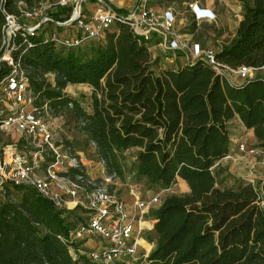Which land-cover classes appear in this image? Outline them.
Returning a JSON list of instances; mask_svg holds the SVG:
<instances>
[{
	"label": "trees",
	"instance_id": "trees-1",
	"mask_svg": "<svg viewBox=\"0 0 264 264\" xmlns=\"http://www.w3.org/2000/svg\"><path fill=\"white\" fill-rule=\"evenodd\" d=\"M43 1L0 0V48L5 15L19 17L22 28L11 40L10 57L25 70L34 104L48 102L61 112L71 103L109 173L123 176L125 151L137 149L131 172L146 180L151 193L178 179L189 188L150 212L153 227L144 240L154 247L145 264H264V180L233 178L223 186L232 177L220 165L237 149L228 130L236 117L264 151V78L233 85L200 62L185 64L180 52L151 60L147 47L159 39L146 42L119 20L100 38L66 48L49 34L64 29L62 37L77 35L72 25H55L71 17L74 3L48 9L49 21L32 35L25 30L38 22L21 13ZM94 40L101 42L86 54ZM214 56L231 68L264 65V0L243 2L235 37ZM8 71L2 62L0 78ZM46 74L53 75L52 83ZM68 85L91 88L90 113L64 93ZM80 221L77 210H58L29 187L6 188L0 264H91L70 252L80 248L70 238Z\"/></svg>",
	"mask_w": 264,
	"mask_h": 264
},
{
	"label": "built area",
	"instance_id": "built-area-1",
	"mask_svg": "<svg viewBox=\"0 0 264 264\" xmlns=\"http://www.w3.org/2000/svg\"><path fill=\"white\" fill-rule=\"evenodd\" d=\"M49 1L51 3L46 8ZM94 1L97 7L87 14L80 0H46L25 10L20 17L38 22L25 29L32 35L41 23L49 21L46 17L48 9L55 11L57 6L74 3L71 17L55 25H72L77 35L62 37L57 31L49 34L53 41L66 48L100 38L107 28L119 20L146 42L153 38L159 39L156 45L147 47L150 56L155 48L161 54L180 52L185 64L200 62L233 85H241L258 77L264 78V65L228 67L216 60L215 51L192 42L186 34H180L176 30L177 15L172 9L157 13L147 6V0H135L130 13L118 15L113 0ZM187 8L195 23H213L216 20L214 12L200 2L188 3ZM21 28L19 17L5 15L0 65L6 63L9 71L0 78V133H15L21 149L16 143L0 145V195L5 198L8 187L25 186L35 190L58 210H77L81 221L71 232L70 238L81 244L79 249L71 248L70 252L85 256L91 264L145 263L151 248L145 249L144 245L151 247L152 243L146 242L144 235L153 227L150 212L162 204L159 200L162 191L157 194L149 192L147 197H140L137 185L127 178L129 184L125 185L123 191L126 193L122 194L118 187L113 188L118 185L112 182L117 180L116 173H109L104 180L88 173L81 159L58 134V130L65 124L63 113L48 102L34 104L35 96L29 88L25 70L10 57L11 40ZM68 108H72L71 103ZM78 125L83 128L85 122L78 121ZM90 145L98 157L95 143L90 142ZM236 146L244 155L261 154L259 148H248L241 141L236 142ZM128 152L126 150L125 154ZM99 165L106 170V164L100 158ZM88 240L96 243L94 248L84 247Z\"/></svg>",
	"mask_w": 264,
	"mask_h": 264
},
{
	"label": "rangeland",
	"instance_id": "rangeland-1",
	"mask_svg": "<svg viewBox=\"0 0 264 264\" xmlns=\"http://www.w3.org/2000/svg\"><path fill=\"white\" fill-rule=\"evenodd\" d=\"M79 0H77L78 2ZM193 1L200 2L203 5H211L215 8H217V11L220 15L222 14H231L230 17L234 20V13H231L232 9L237 8L239 6V0H147V6L148 7H154V11L157 13H163L167 9H172L176 15H177V21L182 23L176 24V30L183 34L184 28L188 29L189 31L191 27H194V36L190 39L192 42H195L196 37H200L204 43H206V48L216 51V48L219 43H221L224 38L222 39L221 34H218L220 30L217 27L212 28L213 26H206L203 25V23L198 24L195 26L196 23H193L191 21L190 12L187 8V4L191 3ZM242 2L251 3L252 0H241ZM45 2V1H43ZM81 6H85L89 3L92 4V0H80ZM122 0H113L112 4L114 8L121 10L123 15H127L132 11L131 7H124L120 8L118 6H121ZM51 1H49L45 7L47 8ZM229 16V15H228ZM189 23V27H184V23ZM207 23V22H206ZM213 24V23H212ZM220 28V26H219ZM48 29H51L50 27ZM114 30V26L112 28ZM197 29V30H196ZM57 33L60 36H63L66 31L64 29H58ZM188 35V34H187ZM101 41L94 40L90 44L87 45L85 48V53L88 54L90 49L92 48L93 43L98 44ZM160 52L159 49L155 48L152 50L151 53V60H154L157 58L158 53ZM44 78L48 82H53V75L46 74ZM91 88L87 85H68L64 89V93L74 99L77 100L81 106V108L85 111L90 113L91 112ZM64 115V126H61V128L58 130V134L60 138H62L67 144L72 148L74 153L81 159L83 164L85 165L88 173L98 178L99 180H104L105 177L108 176L109 172L106 170H103L102 166L99 165V158L96 157L94 154V151L90 145L89 140L87 139L86 135L84 134L82 128L78 125V120L74 116L73 111L63 110L61 111ZM228 130H229V136L232 142L236 145V142H243L244 145L248 148H259L257 146V141L253 137L252 133H249L246 131L242 125L238 122H232L230 121L228 123ZM250 131V130H249ZM17 144L19 149L21 147L19 146V142L17 143V136L15 133H7L2 134L0 133V145H14ZM260 149V148H259ZM137 152V149H132L130 152L127 153V160L123 163L124 169H123V176H117L116 181L118 185H114V187H118L120 191L123 193H126L123 191L125 189V185H128L127 178L130 179V182L134 185H137V191L139 193L140 197H147V194L150 192L148 183L145 179H137L135 177V174L131 172V164L133 162V154ZM261 154L252 156V155H244L243 153H240L236 148H234V153L232 155L223 158L220 161V165L222 167H225L227 169L228 174L232 177L231 179L225 180L223 183V186H231L234 182V179H243L245 181H253V183H257L260 180H264V151L260 149ZM234 178V179H233ZM116 183V184H117ZM189 189V188H188ZM189 190H187V187L184 183L181 185L174 184L169 189L162 191L159 195L160 202H163L165 197L170 195H181L188 193ZM6 196V195H5ZM5 198H3L0 195V201H4ZM155 210V209H153ZM96 245L95 242L87 241L84 244V247L86 248H94ZM145 249H149L150 247L147 245H144ZM153 249V248H152ZM151 249V250H152ZM150 252V251H148ZM145 264V263H141Z\"/></svg>",
	"mask_w": 264,
	"mask_h": 264
},
{
	"label": "crops",
	"instance_id": "crops-1",
	"mask_svg": "<svg viewBox=\"0 0 264 264\" xmlns=\"http://www.w3.org/2000/svg\"><path fill=\"white\" fill-rule=\"evenodd\" d=\"M134 2H135V0H128L126 2H122L123 4H120L121 6H118V7H120V8L131 7V6H133ZM242 5H243V2L241 0H239V6H237V8H235V9L231 10L232 11L231 13L235 14L234 20L232 19V17H230L231 14L220 15L219 12L217 11V8H215L211 5H208V4L203 5L204 7L209 8L212 12H214V14L216 15V20H215V22H213V24L212 23H206V22H201V23H203V25H206L209 27L213 26L212 28L218 26V29L220 30V32H218V34H221L222 39H223V37H226V38H224V40L221 43L218 44L216 51L219 48H221V46L227 44L229 41H231L235 37L237 27L239 25V22L241 21ZM96 7H97V5L93 4V3L92 4L89 3V4L85 5L84 6L85 14H87L88 12H90V13L93 12ZM151 8L154 9V7H151ZM191 21L193 23H195L194 20L192 19V16H191ZM177 23H182V21L181 22L177 21ZM198 24H200V23H196L195 26H197ZM183 25H184V27H189L190 24L186 22ZM219 26H220V28H219ZM193 28L194 27L189 28V29H191L190 31L188 29L184 28L185 32L183 34H186V35L188 34L187 36L193 37L195 35ZM195 42H198L203 47H206V43H204V41L200 37H196ZM235 121H238L242 125V123L240 122V120L237 117L232 120V122H235ZM242 127L246 131H248L249 133L253 134L252 130H250V131L247 130L243 125H242ZM182 183H184L185 186L187 187V190H189L187 184L181 179H178L176 184L181 185ZM124 197L126 198L127 195L125 194ZM153 247H154V245L152 244L150 248L152 249Z\"/></svg>",
	"mask_w": 264,
	"mask_h": 264
},
{
	"label": "water",
	"instance_id": "water-1",
	"mask_svg": "<svg viewBox=\"0 0 264 264\" xmlns=\"http://www.w3.org/2000/svg\"><path fill=\"white\" fill-rule=\"evenodd\" d=\"M80 7V3H78V8Z\"/></svg>",
	"mask_w": 264,
	"mask_h": 264
}]
</instances>
